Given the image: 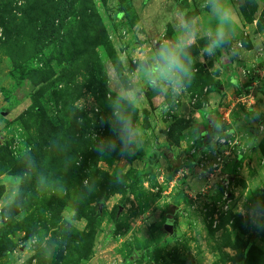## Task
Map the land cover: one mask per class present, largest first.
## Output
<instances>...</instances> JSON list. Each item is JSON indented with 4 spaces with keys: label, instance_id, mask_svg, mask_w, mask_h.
<instances>
[{
    "label": "rangeland",
    "instance_id": "1",
    "mask_svg": "<svg viewBox=\"0 0 264 264\" xmlns=\"http://www.w3.org/2000/svg\"><path fill=\"white\" fill-rule=\"evenodd\" d=\"M49 1L0 0V12L11 8L16 15L8 37V12L0 16V217L11 204L10 180L20 172L25 177V215L0 227V250H6L0 264H264V96L259 114L249 111L250 96L231 93V101L220 102L217 119L226 126L233 120L231 135L214 116L207 124L202 117L207 96L220 89L219 77L227 78L236 59L252 69L251 59L264 55V0H231L239 8L236 38L243 52L253 50L247 58L201 56L194 80L166 111L165 98L145 91L134 117L143 147L125 159L95 151L98 139L111 135L100 118L110 115L109 94L124 80L125 68L115 67L111 54L135 68L131 58L172 38L185 16L214 27L204 0ZM98 24L103 38L96 36ZM258 62L257 69L264 66ZM50 71L57 75L40 83ZM98 78L106 98L91 89ZM37 178L46 190L37 191ZM85 185L95 190L89 195ZM98 210L92 252L80 259L89 215ZM74 215L69 235L66 220ZM34 233L38 243L20 249ZM53 248L56 254L45 259Z\"/></svg>",
    "mask_w": 264,
    "mask_h": 264
},
{
    "label": "clouds",
    "instance_id": "2",
    "mask_svg": "<svg viewBox=\"0 0 264 264\" xmlns=\"http://www.w3.org/2000/svg\"><path fill=\"white\" fill-rule=\"evenodd\" d=\"M202 7L208 10L211 20L214 21V27L203 28L197 16H185L182 21H177L172 38L163 39L152 49L131 58L135 68H131L126 60L120 61L125 68V72L121 73L124 80L118 83L114 97L109 94L110 115L100 118L101 124L109 127L111 135L100 137L96 142L95 151L99 158L118 153L122 159H125L135 155L143 147V130L134 117L146 90H151L168 101L164 104L166 111L172 104L178 102V98L186 92L194 80L199 70L198 60L200 63L205 61L200 59L201 56L215 59L219 53L222 59L227 60L240 57L243 43L236 38L240 19L239 8L231 0H204ZM201 39L205 40L203 46L199 44ZM220 127L222 128V125ZM231 134L230 131L227 133V135ZM24 182L25 177L22 172L10 180L11 204L8 205L9 211L0 217V227L6 222L24 218L20 191ZM85 188L89 195L95 190L94 185H85ZM42 190H46V181L37 178V191ZM66 223L71 225L68 228L70 235L76 228L75 215L68 218ZM37 243L34 233L19 247L27 251ZM12 254L17 255L15 251ZM55 254L54 248L43 253L47 260H51Z\"/></svg>",
    "mask_w": 264,
    "mask_h": 264
},
{
    "label": "crops",
    "instance_id": "3",
    "mask_svg": "<svg viewBox=\"0 0 264 264\" xmlns=\"http://www.w3.org/2000/svg\"><path fill=\"white\" fill-rule=\"evenodd\" d=\"M253 50L247 51L246 52H252ZM246 52L241 50V55H244L245 58H247L246 56ZM255 58V57H254ZM254 58L251 59L252 62H250L251 68L249 69L248 67H246V60L241 57V61L238 62V59H236V62L233 64L232 66V72L230 74H228L227 78H223V77H219V79L221 80V86L220 89H217L215 91H210L208 97V100H206V104L205 107L203 109V120H205V124L209 123L210 120V116H214V120L216 119L217 123L222 125V129L223 131H227V132H233L235 130V128L233 127V120L230 122L231 124L229 125H223L219 119H217V116L220 112V102L223 100L224 102H226V98L228 97L227 100L230 101L232 100V96L231 93H235L237 95V99H242V98H249V96L251 97L250 99L253 101L251 102V108H249L250 112H256L257 114L259 113H263L258 112V110H256V106L259 107L258 103H261V101H259V97L264 96V66L259 67L258 69L256 68L257 64L260 62H258V60L260 61H264V55L261 52L259 54V57L257 56V60L254 61ZM249 60V59H248ZM243 63L245 66H239L240 63ZM239 66V69L237 70ZM236 67V68H235ZM248 68V69H247ZM247 69V70H246ZM248 73H252V75H248ZM234 74V75H233ZM260 74V75H259ZM226 75V74H225ZM225 80V81H224ZM260 94V95H257ZM254 103V104H253ZM262 106L264 107V102H262ZM252 105H254V107H252ZM261 107V105H260ZM264 121L261 120V123H263ZM232 125V126H231ZM262 131L264 130V125H260ZM263 126V127H262ZM239 127V125L237 126ZM202 135H204V132L202 133Z\"/></svg>",
    "mask_w": 264,
    "mask_h": 264
},
{
    "label": "trees",
    "instance_id": "4",
    "mask_svg": "<svg viewBox=\"0 0 264 264\" xmlns=\"http://www.w3.org/2000/svg\"><path fill=\"white\" fill-rule=\"evenodd\" d=\"M29 1L30 0H26V2H28L29 3ZM42 0H32V2L35 4V6H38V3L39 2H41ZM46 1V3L47 4H49L50 3V1L49 0H45ZM21 8H22V10H24V9H28V7H27V5L25 6V5H23V6H21ZM5 12H0V16L3 18L4 17V15H6V13L8 12V15H6L8 18H7V20L5 21L6 22V24H5V30H4V32H5V35H6V37H8V35L9 34H11L10 33V31H11V29H12V26H14V22H13V20H11L12 18H14L16 15H13V17L11 16V13H12V9L10 8V9H7V10H4ZM59 12V16H61V14L63 13L64 14V12L62 11V10H59L58 11ZM65 15V14H64ZM91 15V17H95V15H96V12L93 10V12L90 14ZM97 16H98V19H99V15L97 14ZM12 17V18H11ZM57 17L58 16H55V15H52V16H48L47 17V19H48V21H49V23H50V26H52V29H55V26H54V23L56 22V19H57ZM61 18H63V16L61 17ZM24 22H27V19L24 21ZM24 22H22L21 24H20V26L19 27H17V29L18 30H20L21 32L23 31V25H24ZM42 27V23H40L39 25H38V29H40ZM58 28V27H57ZM97 35L96 36H102L101 38H103V37H105V28H103V27H101L99 24L97 25ZM18 33H20L19 31H18ZM95 33V32H94ZM69 34H71V32L69 31ZM68 36H72V35H68ZM107 36V35H106ZM110 49H114V48H110ZM61 55H62V52L60 53L59 52V54H58V56L59 57H61ZM111 56H113V59L116 61V64H115V67H117V68H119L120 67V61H117V59H118V57H117V55H116V53H114V50H113V53L111 54ZM62 58V57H61ZM63 59V58H62ZM62 59H60L59 61H63ZM62 71V75H63V68L59 71V73H58V76H59V74H60V72ZM55 75H57L56 74V72H47L46 74H45V79H43L40 83H43V82H46L47 81V78H46V76H48V77H53V76H55ZM61 75V74H60ZM58 76L56 77V78H54L52 81L53 82H55V81H58ZM38 86H40V85H38ZM91 89H93V90H96L98 93H100V97H102V98H106V87H105V85H104V83H103V80L102 79H100V78H98V79H95L94 81H93V83H92V86H91ZM35 104L38 106V103H37V101L35 102ZM110 105V104H109ZM39 107V106H38ZM41 111V109H39L38 111H37V113L39 114V115H42V117H43V113H41L40 112ZM40 117V116H39ZM46 126H49L48 124H46ZM86 151H87V147L83 150V152L84 153H86ZM135 155H138V154H135ZM141 157H142V155H141ZM118 190L119 189H123L122 187H120V188H117ZM103 198V195L102 194H100L99 196H98V199H102ZM100 216V211L98 210V211H93L92 213H90V215H89V217H90V223H89V232H85V235L82 237L83 239L81 240V246H80V250L78 249V251H79V253L81 254V255H79V258L81 259V258H85V257H88L90 254H91V252H92V248H93V244H92V238H93V236H94V234H95V227H96V221H97V218ZM2 252H6V250H3V251H1L0 250V254L2 253Z\"/></svg>",
    "mask_w": 264,
    "mask_h": 264
},
{
    "label": "water",
    "instance_id": "5",
    "mask_svg": "<svg viewBox=\"0 0 264 264\" xmlns=\"http://www.w3.org/2000/svg\"><path fill=\"white\" fill-rule=\"evenodd\" d=\"M100 209H102V207H100ZM167 225H168L170 232H173L174 231V224H173L172 220H168Z\"/></svg>",
    "mask_w": 264,
    "mask_h": 264
},
{
    "label": "built area",
    "instance_id": "6",
    "mask_svg": "<svg viewBox=\"0 0 264 264\" xmlns=\"http://www.w3.org/2000/svg\"><path fill=\"white\" fill-rule=\"evenodd\" d=\"M226 135H227V134H226ZM223 140H225V139L223 138ZM225 141H227V139H226ZM227 153H228V152H227ZM219 162H222V158H221V157H218V158H217V162L214 163V166H217V165L219 164Z\"/></svg>",
    "mask_w": 264,
    "mask_h": 264
}]
</instances>
